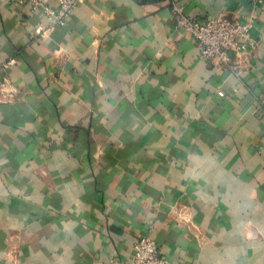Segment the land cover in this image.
Wrapping results in <instances>:
<instances>
[{"label": "crops", "instance_id": "crops-1", "mask_svg": "<svg viewBox=\"0 0 264 264\" xmlns=\"http://www.w3.org/2000/svg\"><path fill=\"white\" fill-rule=\"evenodd\" d=\"M175 5L253 15L252 61L204 59ZM9 61L0 264H126L148 232L165 264H264V0H85L56 27L0 0Z\"/></svg>", "mask_w": 264, "mask_h": 264}, {"label": "built area", "instance_id": "built-area-1", "mask_svg": "<svg viewBox=\"0 0 264 264\" xmlns=\"http://www.w3.org/2000/svg\"><path fill=\"white\" fill-rule=\"evenodd\" d=\"M85 0H5L10 6L28 4L34 11L41 10L53 27L69 23L74 13ZM173 13L177 24L186 29L196 40L204 59L219 68H229L239 74L252 61L260 39L253 35L254 16L246 18L228 17L224 13L206 16H193L184 13L175 5ZM11 61L0 67L8 69ZM225 95L223 91H219ZM14 94L10 78L5 75L0 80V98H9ZM179 222L198 229L193 217L179 205L174 208ZM167 258L162 254L157 239L150 233H144L134 243L133 253L126 264H165Z\"/></svg>", "mask_w": 264, "mask_h": 264}]
</instances>
